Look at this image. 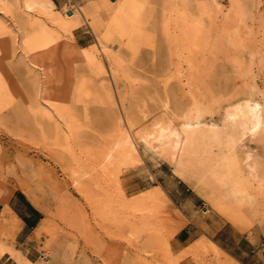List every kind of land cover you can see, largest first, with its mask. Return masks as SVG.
Masks as SVG:
<instances>
[{"label":"rangeland","instance_id":"obj_1","mask_svg":"<svg viewBox=\"0 0 264 264\" xmlns=\"http://www.w3.org/2000/svg\"><path fill=\"white\" fill-rule=\"evenodd\" d=\"M44 1H0V203L37 211L0 215V264H264V137L183 123L264 103V0Z\"/></svg>","mask_w":264,"mask_h":264},{"label":"bare ground","instance_id":"obj_2","mask_svg":"<svg viewBox=\"0 0 264 264\" xmlns=\"http://www.w3.org/2000/svg\"><path fill=\"white\" fill-rule=\"evenodd\" d=\"M0 1H3V0H0ZM24 1H25L24 6L26 8H28V9L34 8L33 7L34 5H38L40 10H42V12H44L48 15L50 14V7L48 6L46 1H44V0H24ZM135 1L136 0H130V2H135ZM5 4H7V3H5ZM99 5H101V3ZM107 10H108V8H107ZM109 12H111V11H109ZM73 14L74 13L72 12L67 17L71 18V17H73ZM60 20H61V18H60ZM61 22L64 23L65 21L61 20ZM101 25H99V26H101ZM23 49L25 50V53L28 55V57L30 59V63H32V65H37V66L39 65L40 66L41 62L39 61V59H40L39 56H42V49L39 48L38 49L39 51H36L37 41H34L33 36L32 37H28V36L25 37V39L23 40ZM28 68H30V67H28ZM48 73H49L48 72V66H44L43 72H42L43 77H42V90L41 91H42L43 100L46 101L50 106H52L53 103L51 104V102L49 101L51 93L49 91L50 78H49ZM40 114H42V116H48L49 118H51V116L48 115L47 112L46 113L42 112ZM59 116L61 117V115H59ZM223 120H224V123L221 126H218L215 123H209L208 124V123L204 122L205 123L204 124V123H202V121H200L198 119H196L195 121L185 120L183 123L185 125L195 124V125L199 126L200 133L202 136L206 137L209 141L215 142L219 146L225 147L227 149L233 148L236 145V143H238L239 141H241L243 139L244 136L256 137L258 139L264 137V103H261L260 101H258L256 99H249L248 98L242 102H236V103L229 105L228 108L225 110ZM51 128H52L51 130L54 132V136L58 137V136H60V134H62L61 128L56 122L52 123ZM121 135H122L121 137H122L123 141H125L129 145H131L129 142V135L127 133H125L124 135L121 133ZM159 135L161 138H171L172 137V143L169 144L171 147L170 149L172 150L171 156L173 158H175L179 164H182V161L180 159H178V154L175 153V150L180 148L181 144H182V139L179 137V133L177 132V130L171 129L167 134L164 133L163 131H160ZM247 157H248V155H247ZM248 167L251 171L255 170V167L253 165H248ZM15 252H14V254H15ZM16 254H19V252ZM19 255L21 257V254H19ZM13 256H15V255H13ZM13 256H12V258H13ZM16 257L17 256H15V258ZM15 261H16V259H15ZM16 263H18V262L16 261ZM28 264H29V262H28Z\"/></svg>","mask_w":264,"mask_h":264},{"label":"crops","instance_id":"obj_3","mask_svg":"<svg viewBox=\"0 0 264 264\" xmlns=\"http://www.w3.org/2000/svg\"><path fill=\"white\" fill-rule=\"evenodd\" d=\"M23 198L25 200H23ZM23 198L19 194H14L7 204L3 205L0 203V215L5 212V210H8L13 212L18 217H21V219H23L22 222L24 224L25 222L32 223L35 220V215L37 214V211L32 207V205L26 200L24 196Z\"/></svg>","mask_w":264,"mask_h":264},{"label":"trees","instance_id":"obj_4","mask_svg":"<svg viewBox=\"0 0 264 264\" xmlns=\"http://www.w3.org/2000/svg\"><path fill=\"white\" fill-rule=\"evenodd\" d=\"M19 195L23 198V196L19 193ZM23 200H25L24 198H23ZM28 204V203H27ZM33 210V209H32ZM34 212H36V211H34ZM37 213V212H36Z\"/></svg>","mask_w":264,"mask_h":264},{"label":"water","instance_id":"obj_5","mask_svg":"<svg viewBox=\"0 0 264 264\" xmlns=\"http://www.w3.org/2000/svg\"><path fill=\"white\" fill-rule=\"evenodd\" d=\"M69 14V13H68Z\"/></svg>","mask_w":264,"mask_h":264}]
</instances>
